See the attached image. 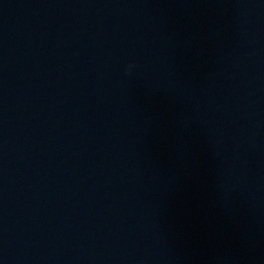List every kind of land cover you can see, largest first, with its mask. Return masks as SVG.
Listing matches in <instances>:
<instances>
[{"label":"water","instance_id":"obj_1","mask_svg":"<svg viewBox=\"0 0 264 264\" xmlns=\"http://www.w3.org/2000/svg\"><path fill=\"white\" fill-rule=\"evenodd\" d=\"M0 264H264V0H0Z\"/></svg>","mask_w":264,"mask_h":264}]
</instances>
